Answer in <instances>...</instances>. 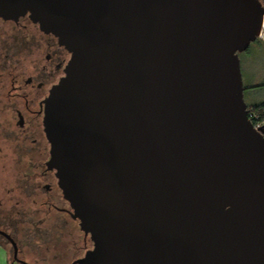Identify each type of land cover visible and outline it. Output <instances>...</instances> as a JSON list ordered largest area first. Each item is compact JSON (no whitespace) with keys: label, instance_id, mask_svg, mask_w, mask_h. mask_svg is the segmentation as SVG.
<instances>
[{"label":"water","instance_id":"1","mask_svg":"<svg viewBox=\"0 0 264 264\" xmlns=\"http://www.w3.org/2000/svg\"><path fill=\"white\" fill-rule=\"evenodd\" d=\"M263 15L259 0H0L69 54L42 125L93 244L79 264H264V124L239 60Z\"/></svg>","mask_w":264,"mask_h":264},{"label":"flooded vegetation","instance_id":"2","mask_svg":"<svg viewBox=\"0 0 264 264\" xmlns=\"http://www.w3.org/2000/svg\"><path fill=\"white\" fill-rule=\"evenodd\" d=\"M68 60L57 40L27 16L0 17V190L8 201L18 197L10 209L0 199L5 264H79L93 247L47 166L44 102Z\"/></svg>","mask_w":264,"mask_h":264},{"label":"rangeland","instance_id":"3","mask_svg":"<svg viewBox=\"0 0 264 264\" xmlns=\"http://www.w3.org/2000/svg\"><path fill=\"white\" fill-rule=\"evenodd\" d=\"M239 60L243 85L249 88L245 91V103H264V88L256 89L250 86L253 83L264 84V45H261V43L256 40L255 43L250 44L246 51L239 54ZM2 163L3 160H0V166L2 165ZM4 176L5 175L0 174V178ZM7 198L8 196L6 195L5 191L0 190V199L3 202V209H10L11 205L15 204V200H17L18 197H15L14 199L11 197L9 201L7 200ZM23 205L24 208H26V205ZM79 233L81 235L80 231ZM0 256H4L3 259L0 257V261H3V264H5L6 255H2L0 252Z\"/></svg>","mask_w":264,"mask_h":264},{"label":"trees","instance_id":"4","mask_svg":"<svg viewBox=\"0 0 264 264\" xmlns=\"http://www.w3.org/2000/svg\"><path fill=\"white\" fill-rule=\"evenodd\" d=\"M259 1L262 4V6H264V0H259ZM253 88L263 89L264 88V84L257 85V86H255ZM247 89H249V88H247V87L244 86V96H245V91ZM246 105H247L248 116L249 115H253V116L256 117L255 119H250V121L252 122V124L254 126L256 124L263 125L264 124V103H257V104H252V105L246 104Z\"/></svg>","mask_w":264,"mask_h":264},{"label":"built area","instance_id":"5","mask_svg":"<svg viewBox=\"0 0 264 264\" xmlns=\"http://www.w3.org/2000/svg\"><path fill=\"white\" fill-rule=\"evenodd\" d=\"M257 40L259 42L264 43V15L262 17V22H261V26H260V29H259V33L257 35ZM248 117H249V119H255L256 118L253 115H249ZM259 126H261V124H256L254 127L257 128Z\"/></svg>","mask_w":264,"mask_h":264},{"label":"crops","instance_id":"6","mask_svg":"<svg viewBox=\"0 0 264 264\" xmlns=\"http://www.w3.org/2000/svg\"><path fill=\"white\" fill-rule=\"evenodd\" d=\"M259 43H261V45H264V43H262V42H259ZM257 85H260L259 83H253L252 85H250L251 87H255V86H257ZM247 104V103H246ZM256 104V103H255ZM249 105H252V104H249ZM0 252H1V254L2 255H6V253H5V250H4V248H2L1 246H0ZM1 257V256H0ZM3 257L4 256H2L1 258L3 259ZM0 264H3V261H0Z\"/></svg>","mask_w":264,"mask_h":264}]
</instances>
